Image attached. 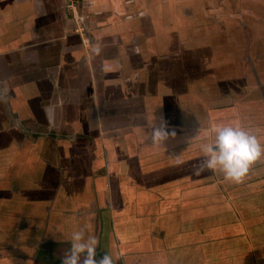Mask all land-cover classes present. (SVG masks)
Listing matches in <instances>:
<instances>
[{"label": "crops", "instance_id": "obj_1", "mask_svg": "<svg viewBox=\"0 0 264 264\" xmlns=\"http://www.w3.org/2000/svg\"><path fill=\"white\" fill-rule=\"evenodd\" d=\"M256 1L0 0V264H61L76 230L115 264H264V155L197 174L213 126L264 144Z\"/></svg>", "mask_w": 264, "mask_h": 264}, {"label": "clouds", "instance_id": "obj_2", "mask_svg": "<svg viewBox=\"0 0 264 264\" xmlns=\"http://www.w3.org/2000/svg\"><path fill=\"white\" fill-rule=\"evenodd\" d=\"M174 131H166L163 123L153 128L151 142L160 145L169 136H175ZM210 142L202 145L203 165L197 169V174L203 169L219 172L231 183H240L248 174L251 165L264 155V144L251 130L239 125L224 124L210 129ZM70 247L61 264H115L108 252L99 260L95 259L98 239L87 236L84 230H76L70 236Z\"/></svg>", "mask_w": 264, "mask_h": 264}, {"label": "built area", "instance_id": "obj_3", "mask_svg": "<svg viewBox=\"0 0 264 264\" xmlns=\"http://www.w3.org/2000/svg\"><path fill=\"white\" fill-rule=\"evenodd\" d=\"M65 8L68 12H75L80 4V0H64Z\"/></svg>", "mask_w": 264, "mask_h": 264}, {"label": "rangeland", "instance_id": "obj_4", "mask_svg": "<svg viewBox=\"0 0 264 264\" xmlns=\"http://www.w3.org/2000/svg\"><path fill=\"white\" fill-rule=\"evenodd\" d=\"M232 1V3L234 4V2H235V0H231ZM239 1V3H241V0H238ZM260 2V0H257L255 3H259ZM215 3L217 4V5H219L220 4V2L219 1H215ZM259 16L258 17H260V13H257ZM244 15H246L245 13H244ZM264 15V14H263ZM238 16H240V14H238ZM241 25V24H240Z\"/></svg>", "mask_w": 264, "mask_h": 264}]
</instances>
